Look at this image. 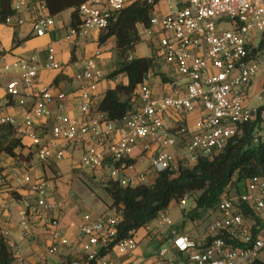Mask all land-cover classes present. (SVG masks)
Returning <instances> with one entry per match:
<instances>
[{"label": "built area", "instance_id": "1", "mask_svg": "<svg viewBox=\"0 0 264 264\" xmlns=\"http://www.w3.org/2000/svg\"><path fill=\"white\" fill-rule=\"evenodd\" d=\"M137 1L153 0H85L77 9L79 28L68 27L65 39L73 42L93 31L103 32L120 11ZM23 8V0L11 4L14 17ZM12 19L4 24H11ZM23 23L18 18L17 24ZM54 25L55 18L40 3L32 21L35 36H43ZM138 28L155 40L158 56L181 80L179 85L171 82L170 95L155 96L146 79L136 92L139 107L124 120L109 121L104 113L93 112L98 85L107 76L97 50L73 75L79 120L66 115L60 105L67 98L64 92L43 88L23 118L0 116V124L12 126L17 138L30 141L37 162L59 161L64 147L73 146L81 151L80 166L93 174L94 182H113L122 188L150 186L159 174L177 171L179 163L190 168L199 157L211 159L230 140L243 137L244 128L251 124L257 127L253 143H264V0H178L175 9L168 6L164 12L153 11L148 28ZM64 66L49 47L40 66L34 58L21 62V77L5 86V94L22 106L21 94L34 87L39 68L61 72ZM258 74L261 90L248 96ZM114 81L120 82L119 78ZM54 103L57 108L50 127L39 136L33 126L50 116ZM195 110L199 117L189 129L185 116ZM171 114H176L172 127L165 123ZM138 150L148 163L142 171L134 168L133 154ZM180 152H187L188 157L177 156ZM8 177L30 194L18 212L16 241L11 238L6 208H0V238L15 264H28L16 243L39 239L35 223L54 213L58 216L49 222L50 243L35 264H135L138 259L142 264H264V176L244 181L243 191L236 190V197L231 198L229 189L238 183L234 177V184L207 213L214 217L194 238L172 223L168 209L159 213L153 227L146 225L122 238L116 211L84 213L76 232L69 236L61 227L63 203L51 199L49 182L16 166L9 169ZM5 180L0 178V183ZM186 199L178 203L184 205ZM161 229L164 235L159 234ZM141 242L146 247L134 261ZM153 242L158 247L146 256Z\"/></svg>", "mask_w": 264, "mask_h": 264}, {"label": "crops", "instance_id": "2", "mask_svg": "<svg viewBox=\"0 0 264 264\" xmlns=\"http://www.w3.org/2000/svg\"><path fill=\"white\" fill-rule=\"evenodd\" d=\"M18 1L21 0H11V4ZM23 1L25 8L21 9L13 17L11 24L0 23V116L16 119L23 118L32 107L38 91L43 88H52L54 92L62 91L66 94V100L61 102L60 105L64 108L66 115L79 120L81 115L75 107V98L78 96V92L76 91V84L73 81V75L81 69L82 61L90 58L97 50L101 52L102 67L105 69L107 75L110 74L115 68V53L112 49V42H107L103 46L98 47L100 33L97 31L91 32L85 39H77L73 42L67 41L65 34L69 24L64 23L63 12L54 17L55 25L52 28L47 30L43 36L37 37L33 30L32 21L38 13L40 0ZM18 18L23 20L24 23L22 25L17 24ZM139 30L140 28H138ZM49 47L53 48L56 59L61 63H65L63 70L61 72H49L39 68L34 87L26 92L23 91L21 98L24 101V105L19 106L16 100L6 96L4 91L5 86L12 81H19L22 73L20 68L22 61H30L31 58H34L35 64L40 66L45 61L46 49ZM145 57H149V55ZM160 62L161 68L157 70L165 75L167 82H162L159 77L153 74H149L146 80L152 93L158 97L171 94L172 89L170 84L172 81L178 85L181 84L178 76L171 73L170 66L164 63L162 59ZM4 67H7V70H3ZM106 77L98 85L94 102H98L105 91L111 88L113 83H116ZM119 81H121V78H119ZM261 87L262 76L258 74L251 83L248 96H253L261 90ZM56 108L57 103L49 107L50 116L43 120H38L33 126L34 133L42 136L47 131L51 124V115L55 113ZM198 117V110L185 116L189 129L194 128ZM175 118L176 114L165 117L166 125L172 127L175 124ZM21 143L22 147L15 150V158L5 155L0 156V178H6L4 184L0 183V208H6L5 216L8 228L11 231V238L16 241L19 233L18 212L21 202L30 197L26 187L16 185L8 177V171L13 166L20 168L23 172H27L33 178L43 179L50 183L49 194L51 199L63 203V209L59 213L62 218L61 227L67 235L71 236L76 232L77 225L84 214L83 206L75 197L74 191L70 189L77 180L83 185H86L87 182L84 170L80 166L81 151L73 146H65L63 149V159L39 163L36 160L35 150L31 147L30 141L22 138ZM145 156L141 155L139 150L133 154L136 171H142L147 168L148 163ZM92 175L91 173V178L93 177ZM92 195L96 197L93 192ZM104 205L108 206L105 203ZM91 215L94 214L91 213ZM57 216L58 214L56 213L49 214L42 222L35 223L40 235L39 239L35 242L25 241L16 243V248L19 249L26 263L35 264L36 258L44 254L45 247L50 243L49 222L53 217ZM179 229L183 233L182 228ZM142 251L139 248L137 249L134 261ZM135 264H142V262L138 259L135 261Z\"/></svg>", "mask_w": 264, "mask_h": 264}, {"label": "trees", "instance_id": "3", "mask_svg": "<svg viewBox=\"0 0 264 264\" xmlns=\"http://www.w3.org/2000/svg\"><path fill=\"white\" fill-rule=\"evenodd\" d=\"M84 1L40 0V3L47 15L52 17L71 10L69 27L78 29L77 9ZM159 1L130 4L100 33L98 47L111 41L115 53V68L106 78L112 82L121 78L92 107L93 112L104 113L109 121H122L135 112L139 107L137 89L149 73L167 82L165 75L157 70L159 58L132 55L135 47L142 42L138 27H149L150 16ZM9 17H14L11 0H0V23ZM256 128L255 124L246 126L243 137L230 140L223 151L213 158L199 157L190 168L179 163L177 171L159 174L150 186L122 188L113 182L102 184V191L110 201L108 209L116 211L121 217L120 237L151 224L159 213L184 197L194 200V208L185 216L196 221L204 212L215 208L224 191L234 184V177L235 182L243 183L255 176H264V143L255 144L251 139ZM21 147V139L16 137L14 128L0 124V156L15 158V150ZM0 264H15L2 238Z\"/></svg>", "mask_w": 264, "mask_h": 264}, {"label": "rangeland", "instance_id": "4", "mask_svg": "<svg viewBox=\"0 0 264 264\" xmlns=\"http://www.w3.org/2000/svg\"><path fill=\"white\" fill-rule=\"evenodd\" d=\"M178 0H160L157 4L154 11L157 12H164L166 7L170 6L172 9L176 8ZM70 13L71 10H66L63 12V21L65 24H70ZM142 42L137 45L134 49L133 56L134 57H145V56H155L156 58H159L158 61V68H161V62L160 57L158 56L157 51V44L155 40L148 39L147 36L140 32L139 33ZM148 39V40H147ZM149 50H148V49ZM253 104V102H252ZM257 102H254V105H256ZM188 157L187 152L178 153L177 156ZM84 174L86 177V185H83L80 181L74 182L73 186L70 188L74 191L75 197L80 201L81 205L83 206V213H93L94 215H102L109 213L110 210L107 209V207L104 205L109 204L110 201L105 195V193L102 191V184L99 182H94L93 178H91V172L87 171L83 168ZM236 190H239L240 192L243 191V183L239 182L237 183V188L233 186L229 189V196L231 198L236 197L237 193ZM95 194L96 197H93L92 192ZM104 202V203H103ZM195 206L194 200L192 198H187L185 200V204L181 205L179 203H173L168 208V217L172 221V223L176 226H180L179 228H182L183 233L185 235H188L191 238L196 237L197 234L202 232L208 223L212 220L214 217V214L208 215L209 212H204L200 219L196 221H192L191 219L187 218L185 215L187 212L192 210ZM152 227L154 226V223L152 222L150 224ZM159 234L164 235L165 230L161 229L159 230ZM139 246V250H144L146 247V244L144 242H141ZM158 247V244L156 242H153V244L146 250V256L153 254Z\"/></svg>", "mask_w": 264, "mask_h": 264}]
</instances>
